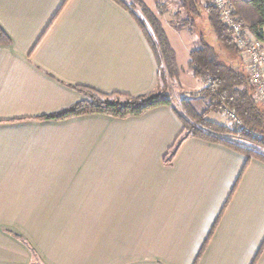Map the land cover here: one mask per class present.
I'll return each mask as SVG.
<instances>
[{
	"label": "crops",
	"instance_id": "0c3cea01",
	"mask_svg": "<svg viewBox=\"0 0 264 264\" xmlns=\"http://www.w3.org/2000/svg\"><path fill=\"white\" fill-rule=\"evenodd\" d=\"M142 1L176 52L181 87L202 88L188 62L207 35L178 26L170 0L163 15ZM0 25L12 39L0 43V264H264L260 158L189 137L167 162L183 129L170 105L40 118L84 99L73 85L157 89L154 52L122 6L0 0Z\"/></svg>",
	"mask_w": 264,
	"mask_h": 264
},
{
	"label": "trees",
	"instance_id": "16d2710c",
	"mask_svg": "<svg viewBox=\"0 0 264 264\" xmlns=\"http://www.w3.org/2000/svg\"><path fill=\"white\" fill-rule=\"evenodd\" d=\"M114 1L134 18L154 52L158 75L157 89L145 94L132 95L122 92L105 93L90 86L73 85L78 91L87 94L88 99H82L65 109L42 115L40 118L65 119L97 113L127 117L143 114L160 105L173 106L168 91L172 82H178L181 86V70L161 19L142 0ZM157 2L160 14L163 15L167 4L165 0ZM181 2L182 7L192 15L189 14L176 24L187 27L190 32L195 33L197 17H200L201 11L204 10L211 30L228 54V62L221 60L216 47L204 37L201 38L200 45L191 51L188 68L195 78L205 81V86L199 92L204 98L209 99V109L201 114L190 111L191 117H185L174 108L182 121L183 129L170 151L173 147L178 148L185 139L197 137L228 145L245 153L248 158L257 157L264 161L263 153L241 145V141L229 138L236 136L241 140L264 144V104L256 99L255 88L235 43L232 29L223 23L220 12L210 0H181ZM228 3L243 24L246 34L250 38L263 41L264 0H228ZM11 42L12 39L0 25V43ZM234 58L236 63L231 64L230 60ZM217 110L236 113L242 120L243 126L235 129L207 117L209 112ZM166 160L170 161L171 158L166 157Z\"/></svg>",
	"mask_w": 264,
	"mask_h": 264
},
{
	"label": "rangeland",
	"instance_id": "374dc122",
	"mask_svg": "<svg viewBox=\"0 0 264 264\" xmlns=\"http://www.w3.org/2000/svg\"><path fill=\"white\" fill-rule=\"evenodd\" d=\"M169 3L171 4L172 12H173L174 18L176 19V23L181 21L183 18H186L189 14L192 15L190 11L182 7L181 0H170ZM210 3H211V0H210ZM199 11L201 10L199 9ZM201 12H202L201 13L202 15L200 17H197L196 32H200V31L204 32V35H207L206 36L207 41L216 47V50L219 53L221 60L223 62H228L227 52L222 48L215 34L213 32L211 34L208 33V28H209L208 18H207V15H205L204 10ZM204 86H205V81H204ZM200 89L185 90L183 87L180 86V84H178V82H172L170 84V89L168 93L172 98V105L174 106V108L180 114L184 115L185 117H191L190 111H194L196 113L201 114V113L208 111L209 109V99L204 98L200 94L199 92ZM83 95L85 96L84 99H88L87 94L83 93ZM207 117L217 122H220L222 124L229 125L232 128L238 129V127H236L233 124L229 116L228 110L211 111L208 113ZM229 138L234 141H238V142L241 141L240 142L241 145L264 154V144H257V143H253L250 141L241 140L240 138L236 136H229ZM174 149L177 150V148L173 147L171 151L169 150L170 152L168 151L169 153H167L166 157L167 158L170 157L171 160L170 161L166 160L167 162H171L173 160L175 153H176L175 152L176 150ZM232 194H233V189L231 193L229 194L225 203L227 204L229 203Z\"/></svg>",
	"mask_w": 264,
	"mask_h": 264
},
{
	"label": "built area",
	"instance_id": "2783aa9c",
	"mask_svg": "<svg viewBox=\"0 0 264 264\" xmlns=\"http://www.w3.org/2000/svg\"><path fill=\"white\" fill-rule=\"evenodd\" d=\"M218 9L223 23L232 29L235 43L245 61L251 83L255 88L256 99L264 104V46L258 39L250 38L243 29V24L238 16L233 13L228 0H211ZM236 127L243 126V122L236 113L228 111Z\"/></svg>",
	"mask_w": 264,
	"mask_h": 264
}]
</instances>
